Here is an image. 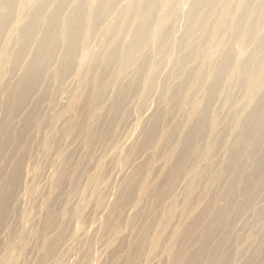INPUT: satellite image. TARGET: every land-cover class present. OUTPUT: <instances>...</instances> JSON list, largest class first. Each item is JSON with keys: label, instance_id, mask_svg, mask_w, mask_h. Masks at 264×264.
<instances>
[{"label": "bare ground", "instance_id": "1", "mask_svg": "<svg viewBox=\"0 0 264 264\" xmlns=\"http://www.w3.org/2000/svg\"><path fill=\"white\" fill-rule=\"evenodd\" d=\"M47 5L54 10L74 6L78 23H84L80 40L70 38L69 34L59 38L61 32L66 35L64 17L58 14L60 11L44 14ZM37 18L45 22L40 32L33 31ZM113 31H119L118 38L106 37ZM184 36L194 41L196 36L198 39L194 43ZM235 38H239L238 41L231 43L230 39L234 41ZM72 45L82 47L80 51L88 54L87 75L107 65L104 61L98 65L103 50H111L109 53L114 56L120 54L123 64L112 72V80H106L104 72L95 74L97 89L87 94L86 87L82 86L83 72L74 67L78 60L84 63L83 57L73 54L71 63L67 61L70 65L65 66L57 56L64 48H73ZM91 46L94 49L88 51ZM24 48L25 55L19 56ZM53 56L58 58L57 63ZM172 62L167 70V64ZM133 66L141 69L140 75H143L139 86L136 80L128 84L131 90L136 82L139 92L134 105L137 117L147 126L151 141L156 139L168 150L163 151L165 163L155 181L148 180L153 172L152 165L143 170V175L141 166L132 172L138 176L126 191L122 207L137 205L134 210L145 219L144 206L139 204L143 205L142 197H148L145 199L149 229L136 226L137 236L130 258L137 259L138 251L148 247L145 264H149L148 259L163 248L161 234L167 232L165 238L168 239L162 250L166 252V264H233L240 258L247 234L259 232L256 238L264 244V222L259 231L247 229L246 233L236 235V230L246 223L238 220V213H245L246 207L258 208L253 217L264 218V0H0V89L3 90L1 84L8 76L7 71L18 75L24 83L12 93L0 90V119L4 120L0 121V154H13L4 165L14 168L10 187L3 192L4 199L11 192L17 173L23 172L24 152L39 142L40 134L56 142L57 134L62 133L61 119L71 124L77 120L70 134L85 133V144L90 150L88 162L96 164L95 169L88 172V183H100L105 179L102 174L106 162L100 156L101 148L94 142L102 135L100 125L112 115L106 102L110 107L116 105L111 101L115 98L110 92L112 84ZM64 74L69 80L73 77V84L67 82L61 88H53L54 77ZM154 90L160 91L156 98L164 103L159 112L155 111L156 103L152 105ZM83 106L87 107L85 113L81 111ZM61 141L59 143H63ZM139 143L140 139H136L126 151L123 149L124 156L119 155L117 160L119 168L137 159ZM74 150L68 146L61 153L64 157L72 156ZM115 162L113 160V165ZM59 163L58 173L64 178L63 163L61 160ZM113 185V197L117 198L120 192H115L114 187L118 188L119 183ZM180 185L184 193L181 200L177 194L180 191L174 194ZM108 206L111 213H121L114 200L110 199ZM98 220L97 217L96 223ZM2 223L1 212L0 227ZM103 223L107 229L112 228V214ZM120 223L118 220L116 226ZM152 223L160 227V231L153 232V238ZM61 228L47 234L48 241L51 240L48 246L53 247L63 240ZM236 236L241 246L232 248ZM227 246L226 262L222 254ZM260 249L263 252H254L252 258L242 264L256 263V258L264 253L262 245ZM46 259L37 264H43Z\"/></svg>", "mask_w": 264, "mask_h": 264}, {"label": "rangeland", "instance_id": "2", "mask_svg": "<svg viewBox=\"0 0 264 264\" xmlns=\"http://www.w3.org/2000/svg\"><path fill=\"white\" fill-rule=\"evenodd\" d=\"M50 7L51 6L49 5L45 6V8L43 9L44 14L46 11H47L46 13H55L57 11L58 12L60 11L58 14L64 17L63 21H64V30L66 32V35H63L61 32V35H60L61 37L59 36V38H66L67 35L69 34L70 38H75V39L80 40V38L82 37V33H83L84 23H78L77 21L78 12L77 10L74 11L73 9L74 6H68L65 8L62 7L61 9H57V10H54L55 8L53 7L50 8ZM36 12L38 15H40L38 11ZM84 12L86 14L87 12L86 8ZM36 23H38V25ZM34 25L35 26L33 27V31L36 30L37 32H40L41 29L45 28L44 19L37 18ZM196 27H200V25ZM201 28H204V27H201ZM36 34L38 33H35V35ZM112 34H114L115 37L114 35L112 36ZM118 34H119V31H113V33L109 34L106 37L118 38L116 37V35ZM104 36L103 38H106ZM100 37L102 36L100 35ZM184 38L187 39L188 41L191 40L194 43H196L198 39L197 36L195 37V39L197 38L195 41H194V38L190 39V37L188 36H184ZM237 39L239 38H235L234 41L230 39V42L235 43L236 41H238ZM72 47L73 48H64L63 50L65 54L62 51L63 53H61V55H59L60 54L59 53L57 56H60L62 63L65 66L70 65L68 64V62L71 63V58L73 54L78 55L79 57L81 56L80 58L83 57L82 60L83 61L85 60L84 63H80V60H78L74 63V67L75 69L77 68L78 70H82L83 72L84 78L82 80L84 83H82V86L84 85V87H86L87 89L86 92L88 91L87 94H91L97 89V87L94 86L96 85L95 83L97 82V80H95L97 79V76L94 77L95 74L98 75V73L104 72L106 76V80H112V76H113L112 74L116 70L120 69L123 64L120 54L116 53L114 56L113 54H110L111 50L109 49H107L106 51L103 50L104 52L103 58H100V60L98 61V65L104 62L107 65L106 66L102 65V68H98V65H97L98 69L96 70L98 71L95 72V70L94 71L92 70L93 72H90L87 75L86 73L88 71L87 63L89 61L88 54H83L80 51L82 47L80 48L79 46H76V45H72ZM93 49L94 48L91 46L87 50L90 51ZM20 51L21 53H19V56H22V54L24 56L27 50L24 48L23 50H20ZM80 52H81V55H80ZM105 56H108V57L106 58ZM53 58L56 60L55 63H57L58 58L56 56H53ZM168 65L169 64H167V67H166L167 70L168 68L170 69L172 67L173 62L170 63L169 65L170 67ZM107 68L109 71L106 70ZM135 69H136L135 66L130 67L125 72V74L122 75V77L119 76L120 78H118L117 81L115 80L114 84H112L113 86H111L110 92H113L112 94H114L115 98L111 101L115 102L116 105L114 107L111 106L112 107L111 108L110 103L107 104L106 102V108H109V113L111 112L112 115L109 121L108 119H106L100 125L99 132L102 133L101 135L102 137L100 136V138H97L94 142L97 148L99 149L101 148L100 156L103 157L106 162L105 164L106 168L102 174V177L107 179V180L105 179L102 180V182L104 183L102 182L94 183V184L88 183V179H87L88 172L90 170H94L96 167V164L94 162H88L89 157H87V154H89L90 150H89V147H86V144H85V140H86L85 133L84 132H78V133L73 132L72 134H70L71 126L72 124H75L77 120H73L71 124L70 122H67L65 119H61L60 128L62 130L59 128L58 133H60L61 131L62 133L61 135L57 134L56 142H54L56 144L50 142V139L48 141V139L44 136L45 134L39 135L41 136V137H38L39 142L35 143L37 147L35 146V144H32L33 146L29 147L28 152L27 151L24 152L25 158L22 161L23 167H21L23 168L21 169V172L22 171L23 172L17 173V180L13 184L11 188V192L8 195L6 200L4 199L3 192L6 188L10 187V178L14 174V168L11 165H4V163L8 159H10L13 154L9 156H3L5 155V153L0 154V213L2 212L3 214V223H2L3 225H1L2 228L0 227V230H1L0 231V257H1L0 264L2 263L3 264H37L38 261H41L46 258L47 259L43 261V264H73V262L74 264L75 263L76 264H89V262L91 264H145L147 260L146 258H148V255H149L147 253L148 247L147 249L146 247L141 248L138 251L137 259H134V256L131 259L130 254H131V250H133V241L134 239H136V236H137L135 232L136 226L139 225V226H143L141 228L149 229V223L146 218L148 217V213H149V211L146 208L147 207L146 199L148 197L145 196L146 199L142 197L141 202L143 201L142 202L143 205H141V203L139 204V206H144L145 211L143 214H145V219L137 215L138 212L135 211L136 210L135 208L137 207V205L136 207L133 206L132 204L130 205L126 204L124 207L122 206L124 204L125 198H127V196L125 195L126 191L129 190V187L134 182V178L138 176V175L132 174L133 170L136 167L141 166L142 168L140 172L143 175V170L148 169L149 166L152 165V167L154 166L153 172L148 177V180L152 182L155 181L156 176L162 171L163 165L165 163V157L163 155L164 153L163 151L165 150L166 152L168 149L167 147L162 146V143H159L154 138H152V141H151V139L148 137L147 126L144 124V122L140 118L137 117L138 114H137V111H135L136 106L134 105L137 104L139 92L138 90H136L137 89L136 82L132 86L131 90L130 88H128L129 87L128 84L131 85V82L133 80L137 81V84H138L137 86H139L140 83H142L143 81V75L142 74L140 75L141 69L140 70H137V69L135 70ZM11 73L8 71L6 72V75L8 76H6L7 78L4 80L3 84H1L3 88V90L0 89L1 91H8V93H12L16 88L18 87L20 88L24 84L23 80H21V78L18 75L16 74L14 75L13 72ZM59 77L60 78L64 77L65 79L64 78L60 79ZM54 78L55 79L53 82V88H56V87L61 88L63 87L62 84L67 85V82L68 83L70 82V84H73V81H72L73 77L69 80V76L66 77V74L62 76L58 75V77L55 76ZM84 80H87V81H84ZM90 85H92L91 88H90ZM159 94H160L159 90H154L152 92V97H151L152 105L156 103L155 111H158V112L164 108V103L162 99L156 98ZM0 97L2 96L0 95ZM81 111L82 113H85V111H87V107L83 106V108H81ZM0 121L4 122V120H1V119ZM64 127L66 129L68 127L69 128L66 131ZM42 136L44 137L42 138ZM66 136L67 138H64ZM58 139L62 140L61 142L63 143H59L60 140L57 142ZM136 139H140V143L137 147V159L132 163L125 164L122 167V169L119 168V162L117 161L119 158V155L124 156L125 153L122 152L123 149H125L126 151L127 147L133 144L136 141ZM70 142L71 143L73 142L72 146ZM124 144L125 145L127 144V145L124 146ZM68 146L73 147L75 150L72 156L65 155L66 157H64L61 152H63V150ZM53 147L55 149L57 148L59 149L54 151ZM33 148H35V150ZM31 149H33V151ZM51 150L52 152L50 153ZM35 151L36 153H34ZM29 152L33 153V155H30L31 153ZM60 153L63 157L60 155ZM34 154L35 156L36 155L37 156L35 157ZM69 157L71 158V160ZM29 158L31 160H29ZM60 160H61V163H63L62 165H63V174H64L63 177L64 178H60V174L58 173V170L60 169V163H59ZM113 160L116 161L114 165H113ZM57 161H58V164H57ZM15 172H16V169H15ZM117 175H119L118 178H117ZM114 183L115 184L119 183L118 188L114 187L115 192L117 191L120 192V195L117 198L113 197V186H114L113 184ZM99 187H102L103 191L101 190V188L98 189ZM181 188H182V185L178 186L179 190H177L176 188L174 191V194L180 191V193L179 192L177 193L179 196L178 199L180 200L183 199V196H184V193L181 192ZM98 193H100L101 195ZM140 195L141 194L139 193L138 197ZM101 197H102V201H101ZM110 199L112 201L114 200L116 207L118 209H121V213L119 212L111 213L109 211L108 204H109ZM201 206L204 207L203 204ZM201 206H200V209L203 208ZM65 208L66 210H64ZM257 209L255 210L257 211ZM255 210L252 209V207L251 208L246 207L245 211L243 210V212L245 213H242V211L238 213V220L241 219V221H244L246 223L242 228H238L236 230V235L239 232L246 233L244 230H247V229H253L254 231H259L261 229V227L263 226L262 222H264L263 220L264 218L253 217L255 216V212H256ZM240 213L243 215L245 214V215L243 216ZM110 214H112L113 226L112 228L107 229L104 226L103 221H105L106 218L110 216ZM97 217L99 218V220L96 223ZM154 217H152V222H153ZM118 220H121V223L118 226H116V223ZM60 227L63 228V240H61L59 243H57L53 247L48 246L50 245L48 243H50L51 240L48 241L50 239V236L47 234L55 233V230L58 231ZM24 228L25 229L28 228V229L25 230ZM43 231H45V233L41 234L40 232H43ZM154 231H160V227L152 223V238L154 237L153 236ZM39 234H41L42 236ZM166 234L167 232H164L161 234L163 236L162 238H164L162 240L163 248L159 249L158 250L159 252H156L154 256H151L148 259L149 264H166V260H167L166 252L162 251L164 250L165 244L168 239V238H165ZM258 234L259 232L250 233L249 236L247 234V237H246L247 243L245 244L243 248L240 249L241 250L240 258L237 261L232 262L233 264L245 263L252 258L254 252H263L260 249V245L264 247V244H261V241L256 238ZM21 235H24V236L22 237ZM42 242L45 246L42 244ZM232 244H233L232 248H237L241 246V241L236 236ZM43 246L44 247L47 246V247L44 248ZM50 248L52 249V251H50ZM54 248L55 249L59 248V249L58 251H55ZM228 248L229 246L225 248L226 250L222 254L224 255V260L226 262L228 261V259L227 260L225 259V256H226L225 253L227 254L229 253ZM39 249H40V252H39ZM42 249H43V253H42ZM48 256L51 260L48 259ZM51 256L55 259H53ZM89 258H91V260ZM256 259H257V262L254 264H260L261 262H263L264 253H262ZM86 260L87 262H85ZM251 264H253V262Z\"/></svg>", "mask_w": 264, "mask_h": 264}]
</instances>
